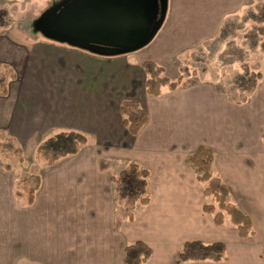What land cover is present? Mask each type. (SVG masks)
I'll return each mask as SVG.
<instances>
[{
  "label": "crops",
  "instance_id": "crops-1",
  "mask_svg": "<svg viewBox=\"0 0 264 264\" xmlns=\"http://www.w3.org/2000/svg\"><path fill=\"white\" fill-rule=\"evenodd\" d=\"M261 5L168 0L153 40L114 55L34 38L16 43L11 59L2 54L1 36L0 62L16 78L0 95V142L40 147L42 138L62 132L88 140L77 154L40 169L32 204L18 198L20 171L0 166V264H125L126 247L136 241L152 249L145 264H264V74L246 101L234 102L205 81L151 97L142 66L154 62L177 80L186 57ZM126 100L149 114L135 137L120 113ZM202 146L214 153L212 172L251 218L253 236L240 237L229 217L217 224L205 213L208 199L188 162ZM131 163L150 172L148 205L116 195L113 177ZM191 241L223 243L227 259L180 263Z\"/></svg>",
  "mask_w": 264,
  "mask_h": 264
},
{
  "label": "rangeland",
  "instance_id": "rangeland-1",
  "mask_svg": "<svg viewBox=\"0 0 264 264\" xmlns=\"http://www.w3.org/2000/svg\"><path fill=\"white\" fill-rule=\"evenodd\" d=\"M64 1L0 0V37L6 40L1 50L4 57L16 58L19 52L16 43L20 41L33 42L34 38L54 41L39 32L36 24ZM263 59L264 6L261 5L256 7L255 16L249 20L242 18L228 22L218 38L208 41L186 57L181 73L185 75L187 85L205 81L222 90L232 101L241 102L251 98L256 91L262 78L259 76L264 74ZM6 68L11 67L0 62V75L5 74ZM58 134L50 133L42 138V144L55 139ZM41 148L42 145H32L23 149L13 141L0 142V166L20 171L17 185L20 200L29 197V190L34 187L40 169L50 166L56 156Z\"/></svg>",
  "mask_w": 264,
  "mask_h": 264
},
{
  "label": "trees",
  "instance_id": "trees-1",
  "mask_svg": "<svg viewBox=\"0 0 264 264\" xmlns=\"http://www.w3.org/2000/svg\"><path fill=\"white\" fill-rule=\"evenodd\" d=\"M143 68L146 72V93L151 97H160L165 88L176 91L180 86H187L184 82L185 75L177 80H171L166 76L164 69L154 62H144ZM5 74L0 75V95H6L8 84L16 78L11 68H6ZM247 100V99H246ZM244 100V101H246ZM123 124L132 136H137L149 121V114L137 101L126 100L120 106ZM59 138V139H58ZM86 135L78 132H62L51 138L42 145V151L54 153L53 160L71 154H77L81 147L87 143ZM264 145V133L262 135ZM215 160L214 153L207 147H200L189 159L196 178L204 187V194L208 201L204 204V211L210 215L217 224H223L226 217L237 228L239 236L250 237L255 234L252 220L244 214L235 204L229 187L223 179L212 172ZM149 170L142 168L136 163H131L124 168L118 176L113 177L116 195L134 205H148L151 201L149 196ZM39 179L38 176H36ZM37 183L29 190L28 203L32 204L34 196L39 188ZM152 249L142 241L128 244L126 247L125 264H145L152 257ZM226 247L223 243L206 244L198 241L186 242L180 253L179 262L187 263L193 261H222L226 260Z\"/></svg>",
  "mask_w": 264,
  "mask_h": 264
},
{
  "label": "water",
  "instance_id": "water-1",
  "mask_svg": "<svg viewBox=\"0 0 264 264\" xmlns=\"http://www.w3.org/2000/svg\"><path fill=\"white\" fill-rule=\"evenodd\" d=\"M168 0H65L37 21L45 37L94 53L138 51L155 37Z\"/></svg>",
  "mask_w": 264,
  "mask_h": 264
}]
</instances>
